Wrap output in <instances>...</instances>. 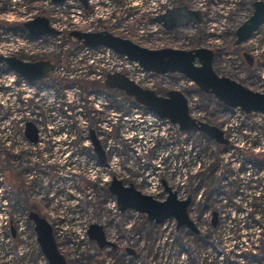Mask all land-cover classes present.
<instances>
[{"label": "rangeland", "instance_id": "374dc122", "mask_svg": "<svg viewBox=\"0 0 264 264\" xmlns=\"http://www.w3.org/2000/svg\"><path fill=\"white\" fill-rule=\"evenodd\" d=\"M255 1L88 0L84 9L77 0L60 7L45 0H0L1 55L60 59L54 80L38 94L0 64V264H47L28 219L31 207L52 227L67 264H264V117L225 107L178 73L143 74L134 63H120L111 53L86 49L68 36L74 30L106 31L153 50L206 48L214 53L216 74L264 93V23L234 46L235 31L251 16ZM178 6L200 11L201 24L182 23L166 31L154 21ZM36 17L46 18L61 34L32 39L23 23ZM243 53L254 58L252 67ZM111 72L159 96L181 92L193 118L225 133L228 150L197 131L150 124L132 99L103 90L100 81ZM26 121L38 127L40 143L26 140ZM63 123H69L66 136ZM91 126L106 155L104 164L90 144ZM142 135L153 136V142L140 140ZM75 136L79 144H60ZM113 177L159 201L167 196L163 181L178 199L190 197L188 213L199 237L176 230L172 219L163 226L134 211L119 213L108 191ZM260 179L263 185L257 189ZM60 186L72 194L64 192L60 200L59 192L52 193ZM257 195L263 197L260 202L253 200ZM91 224L102 226L116 250L98 249L87 236ZM10 226L23 228L18 253L16 243L7 240ZM242 236L246 243L237 247ZM123 246L133 247L138 256L121 255ZM241 249L249 254L244 260L231 255Z\"/></svg>", "mask_w": 264, "mask_h": 264}, {"label": "water", "instance_id": "95a60500", "mask_svg": "<svg viewBox=\"0 0 264 264\" xmlns=\"http://www.w3.org/2000/svg\"><path fill=\"white\" fill-rule=\"evenodd\" d=\"M50 1L62 4L66 0ZM77 1L84 8L88 6V0ZM154 21L161 24L164 30L169 31L182 23L201 24L202 13L198 10H191L186 6H178L168 9L164 14L157 16ZM263 23L264 1L258 0L253 3L251 16L236 29L234 46L248 40ZM23 26L33 37L57 36L59 34L44 17H36L25 22ZM68 36L87 48H107L118 55L126 57L130 62L136 63L145 72L157 76L178 73L194 84L200 92L212 95L229 109L238 108L245 114L259 113L264 115V93L252 91L230 78L216 74L212 66L214 53L209 49L179 50L162 48L153 50L143 48L106 31L82 32L74 30ZM242 57L249 67L253 66V59L249 54L243 53ZM0 64H5L28 82L47 78L54 68L48 61L30 63L1 54ZM105 87L122 92L148 112L176 125L180 132L197 131L208 136L218 145H228L224 132L220 128L204 123L190 115L188 100L177 90L167 91L164 97L159 96L154 90L140 87L119 72L109 73L106 76ZM24 134L31 143L37 142L38 131L33 123L27 122L25 124ZM90 139L98 160L103 164L106 160L105 153L92 131L90 132ZM162 185L167 195L163 201L142 194L132 184L123 185L116 177L111 179L108 190L114 196L120 212L132 210L144 214L149 222L156 225H160L168 219H173L177 230L186 228L191 234H198L199 230L188 213L191 198L187 197L180 200L177 193L168 187L164 181ZM216 216V213H213V225L216 224ZM28 219L33 224L36 242L47 264H67L63 255L58 251L50 224L38 213L32 211L28 213ZM87 234L88 238L94 241L99 249L111 246V243L106 240L101 226L91 224ZM14 235L15 233L12 230V236L14 237ZM127 252L132 254L130 249H127Z\"/></svg>", "mask_w": 264, "mask_h": 264}, {"label": "flooded vegetation", "instance_id": "af4514ba", "mask_svg": "<svg viewBox=\"0 0 264 264\" xmlns=\"http://www.w3.org/2000/svg\"><path fill=\"white\" fill-rule=\"evenodd\" d=\"M88 7V6H87ZM86 7V8H87ZM86 8H84V9H86ZM33 20V19H32ZM24 24V23H23ZM50 26L53 28V26L50 24ZM61 34V33H60ZM59 34V35H60ZM31 36V35H30ZM48 35H45V36H41V37H33V36H31L32 37V39H42L43 37H47ZM72 39V38H71ZM72 40H74V39H72ZM75 41V40H74ZM77 42V41H76ZM77 44H79L80 46H82L81 44H80V42H77ZM83 47V46H82ZM4 56V55H3ZM11 57H15V56H11ZM252 57V56H251ZM17 58V57H16ZM18 59H20V58H18ZM253 59V64H254V58H252ZM22 60V59H21ZM23 61H25V62H30V63H33V62H36V61H48V62H50L53 66H54V68H53V70H52V72L49 74V76L47 77V78H44V79H42V80H40V81H35V82H28L27 80H25V79H23V78H21V77H19L15 72H13L11 69H10V71L11 72H13L17 77H19L22 81H24V82H26L27 83V85L29 86V87H31V88H33V89H35L36 90V92H37V94L38 93H40V91H42V86H44L45 84H46V82L47 81H49L50 79H53L54 80V77H53V74L55 73V72H57V70L60 68V59H56V60H53V59H32V60H23ZM5 65V64H4ZM6 66V65H5ZM101 83H102V88H103V90L104 91H106V92H111L112 90H110V89H107L106 87H105V78L104 79H102L101 81H100ZM29 93H30V91H28ZM59 93V92H58ZM29 98H33L34 97V93L33 94H31V95H27ZM27 122H31V123H33L32 121H26L25 122V124L27 123ZM34 124V123H33ZM35 125V127L37 128V131H38V127L36 126V124H34ZM24 131H25V126H24ZM93 132V134H94V136H95V138L97 139V137H96V135H95V129H94V127L93 126H91L90 127V130H89V133L90 132ZM38 133H39V131H38ZM24 136H25V134H24ZM224 137L226 138V139H228L227 137H226V135H225V133H224ZM25 138H26V136H25ZM26 140L30 143V144H32V145H36V144H38V143H40V140H39V138H38V140H37V142L36 143H31L27 138H26ZM89 140H90V144L92 145V143H91V139H90V135H89ZM98 140V139H97ZM66 141H63V142H60V144H63V143H65ZM98 142H99V140H98ZM80 143V141H78L77 140V136H75V137H72L70 140H68V143L66 142V144L68 145V144H79ZM100 143V142H99ZM101 145V144H100ZM229 145L230 144H228L227 146H221V147H223L224 149H225V151L226 150H228V148H229ZM102 147V146H101ZM93 152H94V150H93ZM95 153V152H94ZM105 158H106V155H105ZM105 163V162H104ZM103 163V164H104ZM3 173V172H2ZM3 178L5 179V177H6V175H4V173H3ZM122 182V181H121ZM122 184H123V182H122ZM123 185H125V184H123ZM167 185V184H166ZM125 186H128V185H125ZM168 186V185H167ZM9 187H10V189H11V185H9ZM169 187V186H168ZM33 189L32 188H30V190H29V192L30 191H32ZM109 191V190H108ZM111 194V193H110ZM159 201V200H158ZM191 204V203H190ZM60 208H61V202H60ZM35 212V211H33V208L31 207V209H30V211L29 212ZM129 212V210H126V211H124V212H121V213H124V214H127ZM100 226V225H99ZM102 227V226H101ZM102 230H103V232H104V235H105V238H106V240L108 241V242H110L111 243V246H108V247H106V248H110V249H115L116 250V248L118 247V245H117V243H115V240L113 239V240H111V241H109L108 239H107V237H106V233H105V231H104V229L102 228ZM99 249V248H98ZM104 249V248H103ZM127 249H130L131 251H132V254H129L128 252H127ZM121 252V255H123V256H126V257H130L131 259H134L136 256H138L137 254L138 253H136V251H135V249L133 248V247H128V246H123L122 247V249L120 250Z\"/></svg>", "mask_w": 264, "mask_h": 264}, {"label": "built area", "instance_id": "2783aa9c", "mask_svg": "<svg viewBox=\"0 0 264 264\" xmlns=\"http://www.w3.org/2000/svg\"><path fill=\"white\" fill-rule=\"evenodd\" d=\"M67 1V0H66ZM65 1V2H66ZM45 2H46V4H50V6L51 7H53V6H57V7H60V5H62V4H64V3H62V4H56V3H53L52 1H50V0H45ZM84 8V7H83ZM54 28V27H53ZM56 31H58L59 32V34L61 33L60 32V30L59 29H56V28H54ZM59 34L57 35V36H59ZM84 48H86V49H90V50H96V49H102V50H104L105 52H106V54L108 55L109 53H111L113 56H115L116 58H118V59H120V63H122V62H124L125 64H127V65H129L130 63H133V62H130L126 57H124V56H121V55H118V54H116V53H114L113 51H111V50H109V49H107V48H104V47H97V48H87V47H84ZM136 66H138L136 63H134ZM139 67V66H138ZM140 68V67H139ZM141 69V68H140ZM142 70V69H141ZM111 73H113V72H111ZM120 73V72H119ZM142 73L144 74L145 73V71H143L142 70ZM146 73H148V72H146ZM109 74V73H108ZM126 76V75H125ZM127 77V76H126ZM128 78V77H127ZM129 79V78H128ZM131 80V79H130ZM132 81V80H131ZM134 82V81H133ZM135 83V82H134ZM137 106V105H136ZM66 107V106H65ZM142 111H145L146 113H147V121L150 123V124H153L152 122H157V123H160V122H163V123H166L167 125H169V124H171L168 120H166V119H161V118H159V117H157L156 115H154L153 113H151V112H148L145 108H143V107H140V106H138ZM232 110H236V111H239V112H241V114H243V115H248V114H245V113H243L240 109H232ZM251 114H256L257 116H262V117H264V115H262V114H259V113H251ZM66 125V128L64 127ZM171 126H173V124H171ZM62 127H64L65 129H63V130H65V132L63 133V135H67L66 133V131H68V127H69V123H63L62 124ZM142 132V131H141ZM180 132V131H179ZM38 138H39V140H40V133H38ZM72 138V137H71ZM70 138V139H71ZM144 138H146V140H148V142H153V136H147V135H142L141 136V138H140V140L142 139H144ZM70 139H67V140H64V141H66L67 143H68V140H70ZM227 141H228V144H230V141H229V139H227ZM239 164H240V161H238V166H239ZM66 168H69V166L67 165V167ZM61 183V182H60ZM255 187H256V185H255ZM73 188V187H72ZM60 193V200H61V198H62V195H63V193L64 192H69V193H71L72 194V190H65V189H63V187H61L60 186V189H57V188H54L53 189V191H52V193ZM74 194V193H73ZM130 211V210H129ZM120 213V212H119ZM139 214V213H138ZM168 221L169 220H166L164 223H162V225L163 226H165V225H167V223H168ZM174 220L172 221V224L174 225ZM176 224V223H175ZM14 226V225H13ZM11 228V232H10V237H8V241H10L11 242V244L13 243V240H14V238L17 236L18 237V239L20 240V236H22L21 235V231L23 230V228L22 227H12V226H10ZM89 227V226H88ZM21 228H22V230H21ZM175 228H176V225H175ZM12 230L14 231V233H15V235H14V237L12 236ZM21 230V231H20ZM87 231H88V229H87ZM87 236H88V234H87ZM19 250H20V247L18 248ZM22 253V252H21Z\"/></svg>", "mask_w": 264, "mask_h": 264}, {"label": "trees", "instance_id": "16d2710c", "mask_svg": "<svg viewBox=\"0 0 264 264\" xmlns=\"http://www.w3.org/2000/svg\"><path fill=\"white\" fill-rule=\"evenodd\" d=\"M77 43V42H76ZM119 93V92H118ZM129 99V98H128ZM245 165V164H244ZM246 166V165H245ZM259 167H257L256 165H254V167H255V169L257 168V169H259L260 167H261V165H258ZM262 185H263V181H262V179H260V180H257V184H256V187H257V189H259V188H262ZM204 192H206V195H207V190H204ZM206 195H204V196H206ZM260 198H263L262 196H260V195H257V196H255L254 198H253V200H255V201H258V202H260ZM255 206V205H254ZM256 206H259V205H256ZM207 207L205 206V209H206ZM33 211H35L34 209H33ZM264 211V210H263ZM248 216V215H247ZM247 218H249L250 220H252L251 219V217H247ZM258 219H261V217H259ZM181 230H185L184 228H181ZM194 237L195 238H198L199 237V234H197V235H194ZM247 239H248V237H246ZM204 241H205V239H204ZM237 241H240V242H238V245H236L237 247H239V244L241 245V246H243V244L244 243H246L245 241V238H243V236L242 237H237ZM257 241L259 242V240L257 239ZM13 242H15L16 243V245L14 246V248H15V251H16V253H18L19 252V247H20V241H19V239H18V237L16 236L15 238H14V240H13ZM245 249H247V248H245ZM225 248H223L222 249V252H220V254L222 253V255H221V259L223 260V257L225 256V255H227V254H225ZM231 255L233 256V257H238V258H240V259H242V260H244L245 258H247L248 257V253L247 252H244L242 249H241V251L239 252V254H234V253H231ZM15 257H17V255L15 256Z\"/></svg>", "mask_w": 264, "mask_h": 264}]
</instances>
